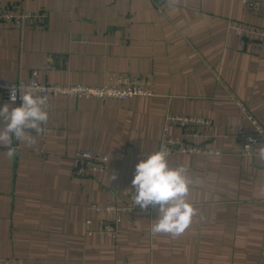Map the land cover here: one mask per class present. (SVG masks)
Instances as JSON below:
<instances>
[{
    "label": "crops",
    "instance_id": "obj_1",
    "mask_svg": "<svg viewBox=\"0 0 264 264\" xmlns=\"http://www.w3.org/2000/svg\"><path fill=\"white\" fill-rule=\"evenodd\" d=\"M0 0L46 12L37 27L0 22V79L33 70L49 85L98 87L110 78H146L153 95L50 99L48 119L30 141L0 144V259L10 264H264V164L240 154L250 127L237 103L264 127V42L239 47L230 22L264 28V0ZM0 96V105H3ZM166 114L207 119L193 141L219 155L169 156L190 180L195 209L183 233L152 234L151 214L135 212L110 240L87 237L92 204L132 190L135 164L157 151ZM212 132L215 134L213 137ZM170 136L180 131L171 128ZM77 150L108 157L105 171L76 177ZM260 147L253 149L258 155Z\"/></svg>",
    "mask_w": 264,
    "mask_h": 264
},
{
    "label": "built area",
    "instance_id": "obj_2",
    "mask_svg": "<svg viewBox=\"0 0 264 264\" xmlns=\"http://www.w3.org/2000/svg\"><path fill=\"white\" fill-rule=\"evenodd\" d=\"M159 0H149L155 6ZM243 9L251 14L259 10L260 4L254 1L243 0ZM47 20V13L36 11H21L20 9H3L0 11V22H9L19 27H37ZM228 30L231 34L237 37L239 47L241 49L247 46L260 48L264 42V28L253 27L243 23L230 22ZM36 85L42 91L38 94L47 96L46 109L50 99L65 96L76 99L88 98H111L117 100H129L133 97H150L153 95L152 84L146 78L117 77L108 79L103 85L98 87H84L81 85H49L41 83L38 80L37 71L33 70L29 73L26 79L17 81H9L3 77L0 79V96L2 102L11 103L9 100V90L12 87L19 86L24 88ZM19 98L13 106H19ZM241 113L243 114L250 129L249 131L239 135L236 140L240 145V154L245 157L258 156L253 152L255 147H264V127L249 114L244 107L237 103ZM171 128H177L180 135L172 137L169 134ZM212 129L211 122L207 119L166 114L164 117V125L157 150L163 146L169 151V156L182 154L187 156H208L219 155L217 149L208 147L203 143H194L193 141L204 137L206 131ZM213 137L215 134L212 132ZM260 159V158H259ZM261 160V159H260ZM264 164V160H261ZM72 173L76 177L88 178L95 174H101L105 171L108 164V157L104 154L92 150H77L72 158ZM131 192H123L120 195L119 201L103 204H92L88 207L90 213L97 217L95 226L91 219L84 221V230L87 237L99 235L110 240H115L118 236L117 226L124 221H127L133 213L140 212L142 214H151L159 208L149 206L146 209H141L135 206ZM0 264H10L8 260L0 259Z\"/></svg>",
    "mask_w": 264,
    "mask_h": 264
},
{
    "label": "clouds",
    "instance_id": "obj_3",
    "mask_svg": "<svg viewBox=\"0 0 264 264\" xmlns=\"http://www.w3.org/2000/svg\"><path fill=\"white\" fill-rule=\"evenodd\" d=\"M42 89L36 85L19 86L9 90L11 103L0 105V144L7 147V155H15L12 140L30 141L28 130L39 134L41 125L48 119L47 96L40 95ZM19 98V106H13ZM134 166L131 180V199L135 206L146 209L158 205V215L151 223L152 234L180 235L191 223L195 209L187 201L190 180L183 166L169 165V151L161 146L157 151L145 155ZM259 158L264 160V147Z\"/></svg>",
    "mask_w": 264,
    "mask_h": 264
}]
</instances>
